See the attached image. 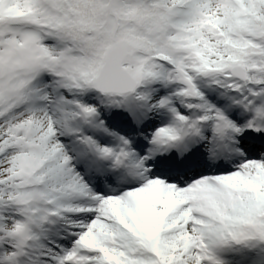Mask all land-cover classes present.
<instances>
[{"label":"snow or ice","instance_id":"snow-or-ice-1","mask_svg":"<svg viewBox=\"0 0 264 264\" xmlns=\"http://www.w3.org/2000/svg\"><path fill=\"white\" fill-rule=\"evenodd\" d=\"M0 264H264V0H0Z\"/></svg>","mask_w":264,"mask_h":264}]
</instances>
